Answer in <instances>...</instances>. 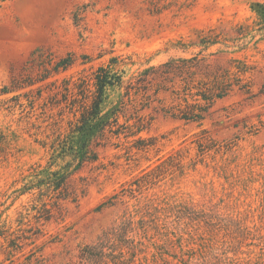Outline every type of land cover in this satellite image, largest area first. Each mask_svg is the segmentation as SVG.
I'll return each mask as SVG.
<instances>
[{
  "label": "rangeland",
  "instance_id": "374dc122",
  "mask_svg": "<svg viewBox=\"0 0 264 264\" xmlns=\"http://www.w3.org/2000/svg\"><path fill=\"white\" fill-rule=\"evenodd\" d=\"M255 3L264 0H0V128L12 139L0 159V264H120L132 254L134 264H264V32ZM211 30L221 43L199 46ZM40 55L73 64L14 89L37 78ZM194 56L230 69L235 84L236 66L247 71L202 124L160 111L157 98L184 104L171 93L183 95L182 85L132 102L134 76ZM112 58L123 84L106 90L104 108L119 109L131 130L107 134L82 162L63 81L90 79ZM137 116L146 129L126 137ZM117 226L106 259H84L85 246Z\"/></svg>",
  "mask_w": 264,
  "mask_h": 264
},
{
  "label": "trees",
  "instance_id": "16d2710c",
  "mask_svg": "<svg viewBox=\"0 0 264 264\" xmlns=\"http://www.w3.org/2000/svg\"><path fill=\"white\" fill-rule=\"evenodd\" d=\"M252 9L258 18L257 30L264 32V4L255 3ZM247 27L245 25V27L242 26L241 28ZM211 33L212 30L209 34L202 36L199 46L208 49L211 46L221 43L218 36ZM84 59L87 60L88 58L85 57ZM37 61V66L40 68L37 78L35 80L26 79L19 81L14 89H23L34 86L37 83H43L51 76L67 71L73 64L71 57L61 59L54 63L52 58L40 55ZM232 63H237V61L234 60ZM118 64V58H112L109 65L100 66L90 79L82 77L74 82L68 79H64L63 81V91L65 92L64 97L66 101L63 102L69 104L66 107L70 108L76 120L74 124H71V135L74 137L71 142V149L77 150V155L82 162L92 159L90 157L92 154V144L103 140L107 134H112L119 138L124 131L130 129L126 124H120L119 116L117 115L119 109L115 106L109 110L104 108L106 100L108 99L106 90L115 86L121 87L123 84V76L116 68ZM236 68L238 71L234 75L238 78L236 80L238 84L230 81L232 75L230 69H212L207 58H199V56L192 58H174L159 66L147 68L136 77L134 76L132 84L130 83L127 88L132 89V96L134 97L132 102H134L139 96L146 100H151V91L154 92V96L158 97L170 91L171 88H168L170 85L174 89H176L175 86L182 85L180 88L183 95H180L177 89L172 90L171 93L175 99H182L181 101L184 104L179 103L176 107L167 108L164 103L166 99L157 98V102L161 107L160 111L178 120L202 124L210 114V110L216 101L227 97L234 90V85L241 83L242 79L240 75L245 74L247 71L240 66H236ZM196 75H199L197 80L194 77ZM195 81L197 83L193 84ZM50 86H54V83L50 84ZM37 90L40 99L43 89L38 88ZM4 93H7V91ZM59 93L57 92L56 96ZM69 95L73 97L71 101L68 100ZM59 103L56 102L55 105ZM137 118L138 125L132 126V133L126 135V137L139 135L146 129L143 118L139 116ZM133 128H137V131H134ZM11 140L10 135L0 128V159L10 154L12 147ZM137 142L145 143L147 141L139 138ZM145 145L153 144L149 141ZM49 184L57 185L54 181L49 182ZM119 233L120 227H114L108 233H105L103 237L98 238L97 243L86 245L83 253L84 259L97 262L94 260V256L99 255L100 260L104 261L106 259L105 248L108 245H115L117 238L120 237ZM165 243H168V240ZM134 259L135 254H132V261H128L127 259V261H121L120 264H134Z\"/></svg>",
  "mask_w": 264,
  "mask_h": 264
}]
</instances>
